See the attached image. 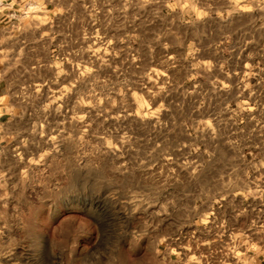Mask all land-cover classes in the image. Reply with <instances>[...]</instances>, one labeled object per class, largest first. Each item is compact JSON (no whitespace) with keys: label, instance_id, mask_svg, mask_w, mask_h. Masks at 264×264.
<instances>
[{"label":"rangeland","instance_id":"obj_1","mask_svg":"<svg viewBox=\"0 0 264 264\" xmlns=\"http://www.w3.org/2000/svg\"><path fill=\"white\" fill-rule=\"evenodd\" d=\"M256 19L264 37V0H42L1 28L0 264H160L161 235L207 207L188 201L215 184L209 151L264 144V104L195 107L162 44Z\"/></svg>","mask_w":264,"mask_h":264},{"label":"crops","instance_id":"obj_2","mask_svg":"<svg viewBox=\"0 0 264 264\" xmlns=\"http://www.w3.org/2000/svg\"><path fill=\"white\" fill-rule=\"evenodd\" d=\"M41 1L0 0V29L15 22L28 4L40 6ZM50 8L55 7L43 9L49 18L43 22L49 39L54 34ZM216 29H202L194 36L184 30L176 43L163 42L165 71L173 75V70H182L183 85L193 79L195 92L208 94L198 98L197 108H216L235 100L237 92L236 103L242 109L264 104L255 76L262 73L261 23L256 19L238 24L235 30L219 26L216 33ZM15 109L9 85L0 75V151L11 135L8 126ZM209 152L215 159L204 168L214 174L215 184L188 201L207 207L191 224H178L174 233L161 235L160 264H264V147Z\"/></svg>","mask_w":264,"mask_h":264},{"label":"built area","instance_id":"obj_3","mask_svg":"<svg viewBox=\"0 0 264 264\" xmlns=\"http://www.w3.org/2000/svg\"><path fill=\"white\" fill-rule=\"evenodd\" d=\"M262 146H264V144L259 145V143H257V145H256V147H262Z\"/></svg>","mask_w":264,"mask_h":264}]
</instances>
